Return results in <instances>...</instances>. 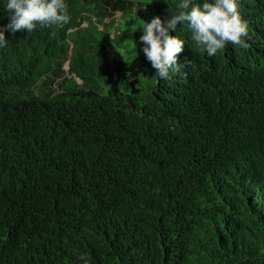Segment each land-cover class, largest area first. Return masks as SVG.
Masks as SVG:
<instances>
[{
    "label": "trees",
    "instance_id": "16d2710c",
    "mask_svg": "<svg viewBox=\"0 0 264 264\" xmlns=\"http://www.w3.org/2000/svg\"><path fill=\"white\" fill-rule=\"evenodd\" d=\"M130 2L145 24L181 0H65L63 27L4 33L0 264H264V0H237L247 49L208 57L178 24L181 72L139 39L113 79L80 29Z\"/></svg>",
    "mask_w": 264,
    "mask_h": 264
},
{
    "label": "clouds",
    "instance_id": "9594fccd",
    "mask_svg": "<svg viewBox=\"0 0 264 264\" xmlns=\"http://www.w3.org/2000/svg\"><path fill=\"white\" fill-rule=\"evenodd\" d=\"M176 9L175 14L169 15L165 21L154 16L140 27L143 54L158 80L168 79L170 72H181L177 56L183 50L184 41L169 34L170 30L176 31L178 24L188 25L196 48L201 53L206 52L208 57L215 56L229 43L243 49L249 47L245 39L248 37V24L240 16L237 0H203L202 3L181 0ZM6 12L9 21L0 28V47L6 46L5 31L31 33L38 25L63 27L70 20L65 0H7Z\"/></svg>",
    "mask_w": 264,
    "mask_h": 264
},
{
    "label": "rangeland",
    "instance_id": "374dc122",
    "mask_svg": "<svg viewBox=\"0 0 264 264\" xmlns=\"http://www.w3.org/2000/svg\"><path fill=\"white\" fill-rule=\"evenodd\" d=\"M132 6H134L133 2H130L127 7L121 8L120 11L112 9V15L107 13L104 16V24H101L99 21V29L105 26V31L103 33L105 37H103L102 33H98L92 28L86 29L85 27H82L80 29V31L85 32L89 38V34H93V38L91 39L95 41L94 45H96V47L102 46L101 50H98L96 47L91 48V50H84L87 52L84 55V58L90 59L92 62H98V64L101 62L100 59H102L105 62L104 66H107L108 71L113 74V79H115L117 73L121 72L125 68L131 55L129 50H131L132 46L138 42L140 36L143 34L140 27L144 24L136 21L134 11L130 10V8H133ZM120 13H122V16H119L121 15ZM93 14L98 18L103 17L102 12H95ZM128 20H131L132 22L127 23ZM90 23L94 24V21H91V18H88L83 22V26L89 25ZM106 23L108 24L105 25ZM67 68L68 63L66 62L64 64V69ZM77 81L80 82V79L77 78Z\"/></svg>",
    "mask_w": 264,
    "mask_h": 264
}]
</instances>
